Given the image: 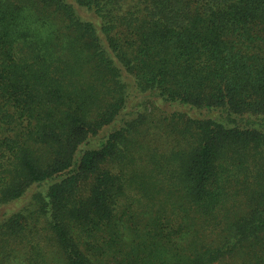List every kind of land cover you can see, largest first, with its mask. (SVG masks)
Masks as SVG:
<instances>
[{
	"label": "trees",
	"instance_id": "1",
	"mask_svg": "<svg viewBox=\"0 0 264 264\" xmlns=\"http://www.w3.org/2000/svg\"><path fill=\"white\" fill-rule=\"evenodd\" d=\"M0 264H264V0H0Z\"/></svg>",
	"mask_w": 264,
	"mask_h": 264
}]
</instances>
